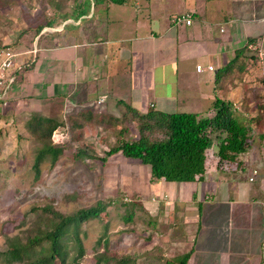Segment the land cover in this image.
<instances>
[{
    "label": "crops",
    "instance_id": "0c3cea01",
    "mask_svg": "<svg viewBox=\"0 0 264 264\" xmlns=\"http://www.w3.org/2000/svg\"><path fill=\"white\" fill-rule=\"evenodd\" d=\"M189 12L191 25L172 24L174 16ZM46 22L26 42L5 44L25 69L2 107L31 114L61 101L69 114L108 106L102 111L116 115L123 101L142 113L212 117L220 99L231 104L238 121L248 113L241 108L243 78L259 69L247 45L264 36V0H62ZM218 143L214 135L206 173L191 186L154 180L149 169L158 210L170 207L174 197L179 211L195 214L192 256L217 258L222 240L228 257L264 264V153L252 147L219 165Z\"/></svg>",
    "mask_w": 264,
    "mask_h": 264
},
{
    "label": "rangeland",
    "instance_id": "374dc122",
    "mask_svg": "<svg viewBox=\"0 0 264 264\" xmlns=\"http://www.w3.org/2000/svg\"><path fill=\"white\" fill-rule=\"evenodd\" d=\"M61 2L19 0L0 8V45L17 46L31 39L36 33L34 27L52 19ZM245 79L243 92L248 103L241 108L247 107L248 113L244 111L238 118L248 132L249 149L253 147L264 153V81L256 72ZM14 86L8 99L12 97ZM47 103V108L42 104L32 112L53 117L61 123L53 132L52 141L63 146L64 153L55 164L50 158L46 159L41 164L39 176L34 165L41 145L24 128L30 114L0 105V249L10 247L13 236L27 235L39 215L46 214L44 208L70 215L104 201L108 204L107 211L82 227L84 256L78 264H95L96 256L101 253L131 257L130 264H164L165 260L180 262L188 257L191 243L197 238L195 214L179 211L174 197L168 199L172 205L159 212L157 187L148 181V166L121 154L110 157L105 163L76 158L80 146L105 157L118 140L137 138L136 126L122 119V109L115 112L120 122L113 131L86 128L83 139L75 141L67 124L71 114L64 112L61 101ZM107 107L91 108L106 110ZM122 130L123 135L120 134ZM208 155L210 158L213 155L211 148ZM189 199L186 197L182 203ZM220 241L223 250L217 258L191 254L189 261L193 258L196 264L200 261L205 264H259L254 258L228 257L224 251L226 245Z\"/></svg>",
    "mask_w": 264,
    "mask_h": 264
},
{
    "label": "trees",
    "instance_id": "16d2710c",
    "mask_svg": "<svg viewBox=\"0 0 264 264\" xmlns=\"http://www.w3.org/2000/svg\"><path fill=\"white\" fill-rule=\"evenodd\" d=\"M17 1L19 0H0V8ZM109 1L124 4L127 0ZM42 28L43 26L39 27L38 32ZM2 45L5 44L0 46ZM246 103L248 100L245 97L244 104ZM119 105L123 111L122 119L136 126L137 138L131 141L123 138L118 140L105 157L80 146L76 158H90L105 163L110 157L121 154L148 166L154 180L188 183L202 179L205 175L207 152L214 135L219 139V165L239 159L249 149L248 132L236 119L229 102L217 99L214 104L216 113L212 117L192 113H167L155 109L142 113L123 101ZM119 122L116 115L92 108L80 110L67 118L75 141L83 139L86 128L113 131ZM60 126L61 123L55 118L36 112H32L25 121V130L41 145L34 165L37 176L46 159L50 158L55 164L64 153V147L55 145L52 141L53 132ZM123 133L124 130L120 132L121 135ZM107 209L108 204L104 201L70 215L44 208L43 212L46 214L39 215V220L27 235L13 236L10 239L11 246L0 249V264H78L84 256L81 239L83 225L90 220L99 219ZM190 255L191 253L180 262L165 260L164 264H188ZM95 260V264H130L133 258L101 253Z\"/></svg>",
    "mask_w": 264,
    "mask_h": 264
},
{
    "label": "built area",
    "instance_id": "2783aa9c",
    "mask_svg": "<svg viewBox=\"0 0 264 264\" xmlns=\"http://www.w3.org/2000/svg\"><path fill=\"white\" fill-rule=\"evenodd\" d=\"M173 25L185 23L191 25L193 22V14L185 13L176 15L171 20ZM254 63L259 69L258 75L264 81V36L259 39L252 40L247 45ZM25 65L21 64L15 51L9 45L0 46V103L7 99V95L12 87L16 84L18 76L24 71ZM201 71L202 67L199 66ZM209 71H214V67L209 66ZM99 101L98 103H102ZM257 174V171L255 172ZM253 180V178H251Z\"/></svg>",
    "mask_w": 264,
    "mask_h": 264
}]
</instances>
